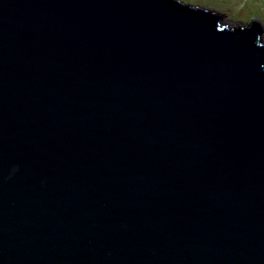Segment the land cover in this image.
I'll return each mask as SVG.
<instances>
[{
	"label": "water",
	"instance_id": "water-1",
	"mask_svg": "<svg viewBox=\"0 0 264 264\" xmlns=\"http://www.w3.org/2000/svg\"><path fill=\"white\" fill-rule=\"evenodd\" d=\"M263 32L0 0V264H264Z\"/></svg>",
	"mask_w": 264,
	"mask_h": 264
},
{
	"label": "rangeland",
	"instance_id": "rangeland-1",
	"mask_svg": "<svg viewBox=\"0 0 264 264\" xmlns=\"http://www.w3.org/2000/svg\"><path fill=\"white\" fill-rule=\"evenodd\" d=\"M212 7L218 11L223 22L240 25L250 21L253 17L264 23V0H187ZM264 39V32H263Z\"/></svg>",
	"mask_w": 264,
	"mask_h": 264
}]
</instances>
